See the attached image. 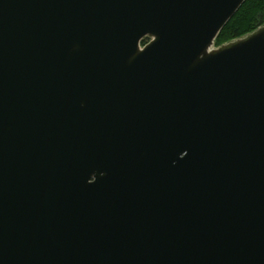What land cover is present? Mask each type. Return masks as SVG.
Masks as SVG:
<instances>
[{
  "label": "water",
  "instance_id": "1",
  "mask_svg": "<svg viewBox=\"0 0 264 264\" xmlns=\"http://www.w3.org/2000/svg\"><path fill=\"white\" fill-rule=\"evenodd\" d=\"M244 1L0 0V264H264Z\"/></svg>",
  "mask_w": 264,
  "mask_h": 264
},
{
  "label": "trees",
  "instance_id": "2",
  "mask_svg": "<svg viewBox=\"0 0 264 264\" xmlns=\"http://www.w3.org/2000/svg\"><path fill=\"white\" fill-rule=\"evenodd\" d=\"M264 24V0H245L215 39L216 47L242 37ZM149 38L142 41L147 43Z\"/></svg>",
  "mask_w": 264,
  "mask_h": 264
},
{
  "label": "flooded vegetation",
  "instance_id": "3",
  "mask_svg": "<svg viewBox=\"0 0 264 264\" xmlns=\"http://www.w3.org/2000/svg\"><path fill=\"white\" fill-rule=\"evenodd\" d=\"M149 40H150V39H149ZM149 40H148V41H149ZM148 41H147V42H148Z\"/></svg>",
  "mask_w": 264,
  "mask_h": 264
}]
</instances>
